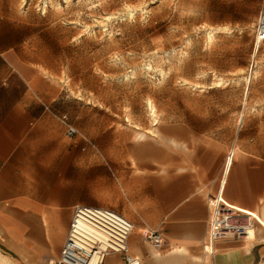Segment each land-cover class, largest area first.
I'll return each instance as SVG.
<instances>
[{
    "label": "rangeland",
    "instance_id": "rangeland-1",
    "mask_svg": "<svg viewBox=\"0 0 264 264\" xmlns=\"http://www.w3.org/2000/svg\"><path fill=\"white\" fill-rule=\"evenodd\" d=\"M19 3L42 19L25 34L44 89L73 102L75 145L89 142L91 203L123 209L124 182L141 175L131 157L148 145L218 131L239 146L234 178L249 180L248 200L264 210V42L254 51L264 0H48L44 13L39 0ZM236 206L255 219L248 245L264 239L262 212Z\"/></svg>",
    "mask_w": 264,
    "mask_h": 264
},
{
    "label": "crops",
    "instance_id": "crops-1",
    "mask_svg": "<svg viewBox=\"0 0 264 264\" xmlns=\"http://www.w3.org/2000/svg\"><path fill=\"white\" fill-rule=\"evenodd\" d=\"M19 2L0 0V252L12 264H56L76 206L90 205L112 208L132 221L129 253L141 264H264V239L256 235L250 245L223 239L212 246L214 253L205 248L211 196L239 211L236 205L264 212L248 200L249 180L234 178L240 148L222 132H188L193 141L186 146L148 145L144 157L141 151L131 157L141 175L124 182L129 200L122 210L90 202L89 142L85 137L75 145V133H68L74 127L73 102L44 89L41 53L26 49L25 34L26 22L42 19ZM233 146L239 151L226 171ZM148 229L162 234L160 249L145 239ZM104 264L127 262L123 254L110 253Z\"/></svg>",
    "mask_w": 264,
    "mask_h": 264
},
{
    "label": "built area",
    "instance_id": "built-area-1",
    "mask_svg": "<svg viewBox=\"0 0 264 264\" xmlns=\"http://www.w3.org/2000/svg\"><path fill=\"white\" fill-rule=\"evenodd\" d=\"M48 0H39V10L46 12ZM256 45L264 42V8L260 11L256 23ZM76 132L69 127V135ZM211 217L209 221L208 243L213 246L223 239L245 240L249 220L236 214L230 207L217 197L211 198ZM134 224L117 210L102 206H76L73 219L69 226L65 244L56 264H104L110 253L125 256L127 264H141L138 256L129 253V238ZM145 239L155 249L163 245L162 234L148 229Z\"/></svg>",
    "mask_w": 264,
    "mask_h": 264
},
{
    "label": "bare ground",
    "instance_id": "bare-ground-1",
    "mask_svg": "<svg viewBox=\"0 0 264 264\" xmlns=\"http://www.w3.org/2000/svg\"><path fill=\"white\" fill-rule=\"evenodd\" d=\"M70 0H64V2H69ZM26 2V1H25ZM52 2V1H51ZM54 3V2H53ZM52 4V3H51ZM53 5V4H52ZM61 5L58 3V8H60L61 9ZM66 9V8H65ZM56 10H58V9H56ZM60 13V12H59ZM108 20V19H107ZM228 28L227 27H220L219 29H212V30H210V33H209V37H208V39H209V41H214V39H215V36H216V33L218 32V31H220V30H227ZM258 47V46H257ZM254 51H256V52H258L259 51V49H255ZM256 72V74H258V71H255ZM220 78V77H219ZM218 78V79H219ZM219 82V81H218ZM218 84V83H217ZM151 103V102H150ZM151 108H152V113H153V116H154V120L156 121L155 123L157 124V112H156V107L154 106V105H151ZM153 134V133H152ZM234 147V146H233ZM239 151V148L237 147V146H235L234 148H233V153H234V155L231 157V160H229V157H230V155H228L227 156V158H226V162H225V166H226V171L230 168V170H231V168H232V165H233V162H234V159H235V155H236V153ZM225 172V171H224ZM229 206V205H228ZM211 207V206H210ZM230 207V209L231 210H233V212L234 213H236V214H240V215H242V216H245L246 218H248V220H249V225H248V227H247V237L245 238V241H247L249 238H251V236L253 235V231H254V228H255V219H254V217L252 216V214L251 213H249V212H243V211H239V210H237L236 208H234V207H231V206H229ZM243 212V213H242ZM253 215H255V216H258V213L256 212H254V214ZM262 223H263V225H264V212H262ZM263 228H264V226H263ZM211 252V253H214V247H212L211 245H209L208 246V252ZM213 257V256H212ZM0 264H12V261L6 256V255H4V254H2L1 252H0Z\"/></svg>",
    "mask_w": 264,
    "mask_h": 264
}]
</instances>
